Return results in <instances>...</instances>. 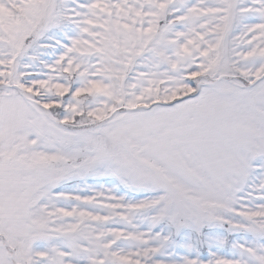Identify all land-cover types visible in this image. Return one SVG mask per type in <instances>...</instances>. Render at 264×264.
I'll return each instance as SVG.
<instances>
[{"label":"snow or ice","instance_id":"snow-or-ice-1","mask_svg":"<svg viewBox=\"0 0 264 264\" xmlns=\"http://www.w3.org/2000/svg\"><path fill=\"white\" fill-rule=\"evenodd\" d=\"M0 264H264V0H0Z\"/></svg>","mask_w":264,"mask_h":264}]
</instances>
